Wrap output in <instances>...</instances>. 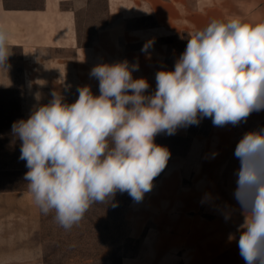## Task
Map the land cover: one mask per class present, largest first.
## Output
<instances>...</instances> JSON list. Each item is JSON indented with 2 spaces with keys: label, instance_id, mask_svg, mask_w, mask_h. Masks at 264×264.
<instances>
[{
  "label": "clouds",
  "instance_id": "obj_1",
  "mask_svg": "<svg viewBox=\"0 0 264 264\" xmlns=\"http://www.w3.org/2000/svg\"><path fill=\"white\" fill-rule=\"evenodd\" d=\"M8 41L0 28V68L11 55ZM138 70L126 60L97 64L90 75L99 95L82 86L69 104L53 92L49 103L13 124L28 192L65 230L118 191L142 201L170 158L154 143L158 133L173 135L203 118L236 126L264 110V22L212 19L193 30L174 69L156 72L152 93L146 78L133 77ZM234 156V197L244 216L239 254L245 264H264V129L246 132Z\"/></svg>",
  "mask_w": 264,
  "mask_h": 264
},
{
  "label": "crops",
  "instance_id": "obj_2",
  "mask_svg": "<svg viewBox=\"0 0 264 264\" xmlns=\"http://www.w3.org/2000/svg\"><path fill=\"white\" fill-rule=\"evenodd\" d=\"M232 18L264 22V0H0V28L8 31L12 46L0 68V108H16L20 121L49 103L53 92L69 104L82 86L99 95L92 68L125 60L139 65L133 77L146 78L152 93L156 72L174 69L184 52L170 56L169 37ZM208 119L196 129L190 125L154 137L186 136L190 143L142 201L132 199L135 225L144 235L122 264H245L237 244L244 216L234 197L239 168L234 151L246 132L260 130L264 110L236 126L212 123L204 131ZM23 192L6 194L13 200ZM14 244L10 238L8 245ZM15 255L8 259H18Z\"/></svg>",
  "mask_w": 264,
  "mask_h": 264
},
{
  "label": "rangeland",
  "instance_id": "obj_3",
  "mask_svg": "<svg viewBox=\"0 0 264 264\" xmlns=\"http://www.w3.org/2000/svg\"><path fill=\"white\" fill-rule=\"evenodd\" d=\"M188 34L166 40L170 56L185 50ZM11 71L21 80L17 67L13 70L11 65ZM78 95L75 91L72 102ZM17 112L16 108H0V264H122L124 258L135 255L144 230L135 225V206H131L132 198L126 192L118 191L108 202L94 204L70 230L53 219L54 213L40 211L24 181L28 168L19 158L21 141L9 132L19 121ZM211 124L209 118L203 130L208 131ZM154 143L170 152L168 165L175 157L185 155L190 137L154 138ZM19 191L27 193H18L16 200L6 194ZM10 238L16 244L8 245ZM13 253L18 259L12 261L8 258Z\"/></svg>",
  "mask_w": 264,
  "mask_h": 264
},
{
  "label": "trees",
  "instance_id": "obj_4",
  "mask_svg": "<svg viewBox=\"0 0 264 264\" xmlns=\"http://www.w3.org/2000/svg\"><path fill=\"white\" fill-rule=\"evenodd\" d=\"M261 128L264 129V122L262 123Z\"/></svg>",
  "mask_w": 264,
  "mask_h": 264
}]
</instances>
